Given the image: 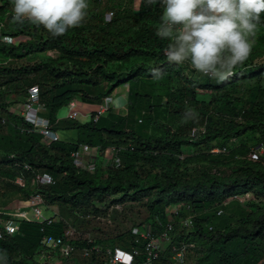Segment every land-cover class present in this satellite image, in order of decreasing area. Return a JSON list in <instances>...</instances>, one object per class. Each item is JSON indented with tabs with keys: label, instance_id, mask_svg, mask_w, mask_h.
<instances>
[{
	"label": "trees",
	"instance_id": "16d2710c",
	"mask_svg": "<svg viewBox=\"0 0 264 264\" xmlns=\"http://www.w3.org/2000/svg\"><path fill=\"white\" fill-rule=\"evenodd\" d=\"M13 4L14 0H0V22L5 24L0 32V128L14 121L20 146L14 151L13 140L4 137L11 147L0 148V173L13 182L23 176L26 186L16 185L22 200L41 194L46 205L59 209L62 218L52 223L21 220L14 236L0 240V256L6 258V264H51L37 260L42 239L64 233L66 210L97 217L106 210L99 204L111 207L145 200L154 237L169 223L170 207H180L173 220L189 215L192 231L173 236L152 264H167L168 258L179 252L172 251V244L190 238L205 247L197 264H232L236 258L230 263V255L225 253L229 243L242 240L248 254L253 244L264 238V155L255 156L259 147L264 150V25L254 38L248 59L235 67L228 79L217 82L187 62H168L164 50L169 41L155 34L163 11L159 0H140L138 7L135 0H88L84 22L60 36H53L42 25L15 21ZM108 12L114 13L110 23L105 22ZM19 36L25 39H7ZM47 52L57 57L26 62ZM127 84L129 97L136 99L129 109L137 105L147 114L148 127L143 132L131 129L127 116H120L118 123L108 127H100L99 118L76 126V141L60 140L46 146L41 135L21 132L23 119L9 109L13 101H22V95L37 86L45 107L43 116L54 127L61 110L72 101L100 104ZM200 90L210 95L207 105L197 99ZM186 107L195 109V118H185ZM167 116V127L160 129L157 123H166ZM194 129L198 133L193 137ZM249 135L255 139L252 145L246 138ZM235 140L239 145H234ZM80 144L120 149V166L104 167L100 161L93 173L77 169L71 153ZM202 146L208 151H195L181 159L186 147L195 150ZM217 147L228 151L212 153ZM219 156L229 158L233 171L218 169L224 163ZM166 157L183 169H167L161 161ZM37 172L51 175L55 184L36 186ZM247 195L252 196L255 210L244 214L229 206L236 197ZM228 200L225 211H230L229 220L221 227L213 226V218L223 210L216 208ZM181 207L187 208V213ZM128 235L117 237L111 242L115 246L109 248L136 249L139 254L133 264H146L151 256L149 240L134 236L132 231ZM104 263L105 254L91 258V264Z\"/></svg>",
	"mask_w": 264,
	"mask_h": 264
},
{
	"label": "rangeland",
	"instance_id": "374dc122",
	"mask_svg": "<svg viewBox=\"0 0 264 264\" xmlns=\"http://www.w3.org/2000/svg\"><path fill=\"white\" fill-rule=\"evenodd\" d=\"M140 0H135L136 7H138ZM9 20V19H7ZM8 22V21H7ZM10 39L14 42H18L20 40H24L25 37L19 36L17 38ZM53 56L57 57V54L54 52H47V53H40L36 57H33L29 60H27V63H33L40 60H45L47 57ZM263 60H260V63H262ZM129 84L125 86H121L117 89L115 93L112 94V100L113 102L110 105V109L102 115L101 121L99 123L100 127H108L112 124H116L119 122L120 116H127V123L130 125V128L138 131L143 132L148 126H147V114L144 115L142 112V109H139L137 105H133L129 109V104L133 103L136 99L134 97L130 98L129 93ZM124 91V93H122ZM25 95V96H24ZM123 95V96H122ZM22 96L26 97V94H23ZM21 96V97H22ZM120 97H123L124 101L122 103L117 102V100H120ZM19 98V97H17ZM16 97H10V100H15ZM197 99L199 102L203 103L204 105H207L210 101V95L208 92L200 90ZM104 101V100H103ZM103 101L99 104L102 105ZM116 102V106L114 107V104ZM79 104V102H78ZM22 107V101H13V104L10 106V110L12 113L18 114L21 111ZM78 107H80L78 105ZM97 107V108H98ZM145 111L147 110L145 107L143 108ZM67 110V111H66ZM66 115L62 122L63 129H59V127L55 126L54 130L57 131L60 140L73 142L77 139V130L74 129L79 124H83L81 120V114L79 113L78 117L76 119H70L68 118V108L65 107L61 110V112H65ZM89 114H91L90 120L86 122L93 121V117L95 115V111H91ZM144 120L145 123H139L138 120ZM169 116H167L166 123L163 122V120H160L157 123V126H159L160 129H164L167 127V124ZM127 124V125H128ZM128 125V127H129ZM15 122L12 121L7 122L6 125L0 128V148L5 149L11 147V144L8 143L7 140L4 139V137H9L13 140V146L14 151L18 150L20 144H18L16 137V131H15ZM248 141H250V144L252 145L255 139L254 136H247L246 137ZM3 140V141H2ZM219 148V147H218ZM217 148H214L211 150L212 153L215 152ZM195 151L200 152H207L208 147L202 146L198 147L195 150L191 149L189 147H186L184 149V153L181 156L182 160L185 156H189L193 154ZM218 154V153H217ZM264 150L259 147V150L257 153H255V156H263ZM2 156V157H1ZM3 155L0 152V159L2 160ZM174 158V156H173ZM229 158H226V156H219V160H223L224 163L220 164L218 169L227 170V173L233 171L234 166L228 161ZM3 161V160H2ZM164 166L169 170H177V169H183V167H179L180 164H177L173 161L172 158H162L161 159ZM1 162V161H0ZM100 165V162L98 163V166ZM102 166L107 167L106 163H102ZM3 167V165L0 163V169ZM7 167V166H6ZM15 180L11 179L10 176L0 173V226H4L7 222L10 221H16L18 220L17 217H15L11 211L4 209L5 207L14 204L15 200L20 197V192L18 191V188L16 186ZM36 185V184H35ZM22 198V197H21ZM230 202L228 200L224 205H222L220 208L217 209H223L224 213L221 216H216L213 218V226L222 225L225 224L226 221L229 220L230 211L226 212L227 210L226 205ZM229 206H234L237 210H241L242 212H245L244 214L251 212L255 210V205L252 200V196H239L236 197L233 201V203ZM99 208L105 210L102 214H98L95 216H92V218L88 221L82 220L79 218L78 214H70V212L65 211L66 213L63 215L65 217V223H66V229H70L74 232V239L73 243L78 246L77 252L68 259H65L60 256V253H51L50 258H43L41 256L37 257V260L39 262H49L51 264H91V258L85 259L82 256V249L86 246L87 240H93L97 244L100 243L104 248H109L111 245H114L111 242L115 240L117 237L125 234V236H129L128 234L132 231L133 228L139 227L141 229L146 230L151 234L152 232V225L149 222V211L146 207L145 200L138 203L133 202H126L124 204H117L111 207H108V205L99 204ZM174 207H170L168 209V215L169 220H172L171 212ZM180 209V208H179ZM57 211V207L55 209ZM182 212L187 213V208L183 209L181 207ZM215 211V212H216ZM47 215H50V212L47 211L45 213ZM187 215V216H186ZM185 216H182L180 218H177L175 220H172L174 224V231L172 233L173 236H177L180 232L183 230L186 231V233L191 232L192 228L189 226V221L187 217L189 216L186 214ZM62 218L61 216H58L57 219L59 220ZM20 222V221H19ZM154 241L157 244V246L161 247V243H159L158 237H155ZM111 244V245H110ZM115 246V245H114ZM165 247V246H164ZM163 247V248H164ZM245 243L240 240H234L233 242L229 243L225 247V253L230 255L229 262H233L235 259V262L232 264H264V238L262 240L258 239L252 246V249L247 254L245 252ZM173 252L175 251H181L186 257V263L187 264H197V259L204 256L205 253V247L202 245L201 242H199L196 239L190 238L189 241L183 242L180 244H175V242L170 247Z\"/></svg>",
	"mask_w": 264,
	"mask_h": 264
},
{
	"label": "clouds",
	"instance_id": "9594fccd",
	"mask_svg": "<svg viewBox=\"0 0 264 264\" xmlns=\"http://www.w3.org/2000/svg\"><path fill=\"white\" fill-rule=\"evenodd\" d=\"M154 0H149V3ZM163 11L156 36L167 39L170 63L187 62L214 78L228 79L251 54L254 38L264 25V0H159ZM88 0H14L13 19L42 25L53 36L84 22ZM185 118H195L192 107ZM0 264L6 258L0 256Z\"/></svg>",
	"mask_w": 264,
	"mask_h": 264
},
{
	"label": "built area",
	"instance_id": "2783aa9c",
	"mask_svg": "<svg viewBox=\"0 0 264 264\" xmlns=\"http://www.w3.org/2000/svg\"><path fill=\"white\" fill-rule=\"evenodd\" d=\"M104 1V0H102ZM114 13L108 12L105 15V22L110 23L113 19ZM5 24L0 22V32L4 28ZM1 36V35H0ZM165 53V52H164ZM113 102L112 97H106L95 111V115L92 118L93 122L104 115L109 109L110 105ZM68 118L76 119L79 115L78 111V102L72 101L68 106ZM45 112V107L40 103V95L37 86L31 87L26 97L22 99L21 111L18 115L23 119L25 125L21 129L23 134L36 133L41 135V142L43 145L50 146L53 143L60 141V137L56 130H54L51 125L50 120L43 116ZM5 121H3L4 123ZM197 130L192 131V136L194 137L197 134ZM240 141L235 140L234 145H239ZM262 147V146H261ZM120 149L114 147L103 148L101 146H92L89 144H80L77 149L73 150L71 153V158L75 167L81 171L93 173L98 167V163H106L107 166L119 167L121 162L118 157V152ZM227 147H220L215 150L214 153H227ZM25 169L29 170L30 167L26 164ZM34 182L36 186H51L55 184L54 179L51 175L47 173L37 172L34 174ZM15 183L20 187L24 188L26 182L23 176L17 177ZM27 207L32 213L31 218H27L24 215V212L19 211L18 220L7 222L3 228L0 229V240L4 239L6 236H14L19 229V221L28 220L38 223L48 222L52 223L53 221H58L57 217L60 216L59 209H56V206L46 205L41 194H35L27 200ZM179 206H175L171 212V219L173 220L175 216L179 213ZM50 212V215L45 213ZM79 215V218L82 220H90L92 214L82 215L80 213H75ZM223 210L218 211V215L221 216ZM61 219V218H60ZM59 219V220H60ZM172 220H169V223L164 228L162 234L158 237L161 247L157 246L158 243L154 241L155 237L153 233L151 234L144 229L135 227L132 229V234L136 237L149 240L147 244V249L151 250V256L148 258L146 264H152V262L159 258V254L166 249L172 241V233L174 231V224ZM189 226H192L191 219L188 218ZM74 232L70 229H65L64 233L61 235H50L45 236L41 241V253L40 256L43 258H50L51 253H60V256L68 259L71 258L78 250V246L73 243ZM165 246V247H164ZM164 247V248H163ZM105 254V263L104 264H133L134 259L138 256V251L136 249L132 251L123 250L120 248H104L99 243L97 244L93 240H87L86 246L82 249V256L85 259H90L93 256H99ZM167 264H187L186 257L183 252L179 251L174 253L167 260Z\"/></svg>",
	"mask_w": 264,
	"mask_h": 264
},
{
	"label": "crops",
	"instance_id": "0c3cea01",
	"mask_svg": "<svg viewBox=\"0 0 264 264\" xmlns=\"http://www.w3.org/2000/svg\"><path fill=\"white\" fill-rule=\"evenodd\" d=\"M122 93H124V91ZM123 99H124L123 97H120V100L118 99L117 102L122 103L124 101ZM78 105L80 106V107H78V111L81 114V120H82L83 123H86V121H89L90 120L91 114H89V113L91 111L92 112L93 111H96L97 110V107L99 106V104H90V103H81V102H79ZM115 106H116V102L114 104V107ZM66 111L65 112H60V114L58 116V123L55 126L56 127L58 126L59 129H63L62 122L64 121L63 119L65 118ZM55 126H54V128H55ZM14 202L15 203L14 204L12 203V206L9 205V206L5 207L4 209L11 211L12 214L15 217H17V219H18V213H19V211L24 212V215L27 218H31L32 217V213H31L30 209L27 207V200L26 201L25 200H22V198L20 196Z\"/></svg>",
	"mask_w": 264,
	"mask_h": 264
}]
</instances>
